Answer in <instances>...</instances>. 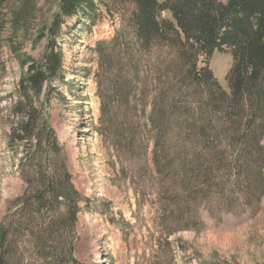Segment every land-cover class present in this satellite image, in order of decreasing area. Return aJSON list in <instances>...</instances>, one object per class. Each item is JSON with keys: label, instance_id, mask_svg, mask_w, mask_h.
<instances>
[{"label": "trees", "instance_id": "16d2710c", "mask_svg": "<svg viewBox=\"0 0 264 264\" xmlns=\"http://www.w3.org/2000/svg\"><path fill=\"white\" fill-rule=\"evenodd\" d=\"M101 8L118 27L90 48L96 69L88 77L100 105L93 133L110 159L128 174L132 160L142 165L151 154L157 172L177 184L167 195L173 207L209 188L232 189L252 204L264 196V0H60L49 26L38 25L37 0H0V36L10 18L15 35L38 25L37 39L47 37L39 60L8 44L21 68L8 145L24 188L0 222V264H80L82 197L52 126L50 93L66 83V20H86L91 29ZM216 54L232 59L228 90L211 68ZM90 205L102 212L105 202ZM174 212L165 214L167 228L182 220Z\"/></svg>", "mask_w": 264, "mask_h": 264}, {"label": "rangeland", "instance_id": "374dc122", "mask_svg": "<svg viewBox=\"0 0 264 264\" xmlns=\"http://www.w3.org/2000/svg\"><path fill=\"white\" fill-rule=\"evenodd\" d=\"M59 1L37 0L44 9L38 25L52 23ZM101 10L104 17L91 29L86 20H66L65 35L60 41L66 83L57 82L58 90L50 93L52 126L59 143L65 147L73 183L82 197L83 212L76 227L80 237L76 255L80 264H264V196L260 200L253 198L252 204V199L233 193L232 189L222 194L209 188L207 195L192 197V203L178 208L180 202L173 207L167 197L168 193L174 194L177 184L157 172L151 154L145 156L142 165H134L140 163L137 160L128 164L130 174H138L137 168L143 166L138 180H131L132 176L124 180L111 168L101 138L93 133L100 105L95 78L88 77L96 69L90 48L98 41L112 38L118 27ZM162 18L169 19V13H162ZM7 21L0 36V222L8 202L24 188L16 168L18 157L8 145L13 119L10 106L16 100L21 74L17 57L8 44L14 43L22 54L39 60L47 42L46 36L37 39L38 25L27 34L15 35L12 21L10 18ZM231 65L228 54H216L211 61L215 77L225 90ZM130 190L140 193L143 208L135 204ZM101 200L105 202L102 212L86 210L88 202L93 207ZM168 208L182 218L169 228L165 226ZM101 224L106 226L102 234L96 231ZM169 234L173 235L167 238Z\"/></svg>", "mask_w": 264, "mask_h": 264}, {"label": "bare ground", "instance_id": "6f19581e", "mask_svg": "<svg viewBox=\"0 0 264 264\" xmlns=\"http://www.w3.org/2000/svg\"><path fill=\"white\" fill-rule=\"evenodd\" d=\"M105 229H106V226L104 224H101V226L96 231L99 232L100 234H102V233H104Z\"/></svg>", "mask_w": 264, "mask_h": 264}]
</instances>
